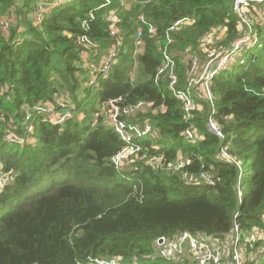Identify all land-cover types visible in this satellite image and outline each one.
I'll list each match as a JSON object with an SVG mask.
<instances>
[{"label":"trees","instance_id":"trees-1","mask_svg":"<svg viewBox=\"0 0 264 264\" xmlns=\"http://www.w3.org/2000/svg\"><path fill=\"white\" fill-rule=\"evenodd\" d=\"M35 1L15 9L12 0H0L1 14L14 20L9 35L0 34V89L5 88L0 111L19 119L23 106L64 95L73 114L62 125L39 120L33 142L23 146L5 143L0 124V173L9 177L0 193V264H84L89 258L197 264L159 258L155 240L189 232L229 245L236 212L243 234L264 228V29L258 28L260 42L245 53L244 63L210 84L225 148L243 166L240 203L239 172L216 156L221 140L206 126L208 106L203 103L187 122L167 78H155L167 51L177 63L178 88H185L187 49L196 50L200 38L218 25L228 30L226 42L240 34L234 0H135L125 7L110 0L102 8L104 0H72L37 26L29 19ZM112 10L120 18L123 44L109 74L90 86L112 48L106 22ZM142 18L157 28L155 36ZM185 18L193 22L169 33ZM85 22L98 51L88 62L78 44ZM140 28L144 49L134 58ZM119 98L122 106L139 101L164 106L162 113L151 110L126 121H150L158 137L139 143L169 163L181 158L190 164L176 172L136 160L116 168L110 160L124 142L105 126L101 107ZM188 128L198 130L197 141L184 138ZM201 172L213 175V186L188 180ZM243 257L245 264H264V243L246 248Z\"/></svg>","mask_w":264,"mask_h":264},{"label":"built area","instance_id":"built-area-1","mask_svg":"<svg viewBox=\"0 0 264 264\" xmlns=\"http://www.w3.org/2000/svg\"><path fill=\"white\" fill-rule=\"evenodd\" d=\"M72 0H36L31 7L29 19L34 25H40L55 8L66 5ZM102 7L110 4V0H104ZM121 7H125L124 0H119ZM264 0H234L232 12L238 22L240 34L233 40L226 42L228 30L222 25L212 28L199 40L198 48L187 49L186 87L178 88L179 79L175 58L167 51L163 52V60L156 74L157 80L165 76L169 82V89L181 103L185 112L186 121L190 122L194 115L203 109V103L208 106L206 126L210 132L221 140V146L217 152V158L222 162H229L238 169V182L236 191L239 202L242 203L243 191L240 180L243 174V166L234 159L225 148V136L215 119L216 106L214 95L211 90V81L219 73L229 69L235 64L244 63V55L260 42L258 28L264 29V13L257 7L263 6ZM1 8V3H0ZM93 18V12H91ZM108 32L112 39V48L104 57L97 72L93 73L89 82L90 86H96L99 78L106 77L116 62L117 55L123 44V37L119 28L120 18L117 10H112L106 17ZM142 22L148 26L149 34L156 35L157 28L142 18ZM192 19L185 18L176 21L169 29L176 32L181 27L191 24ZM14 20L4 16L0 12V34L9 35ZM83 33L79 37L78 44L81 47V56L84 62L98 55L97 46L89 36L87 22L82 25ZM144 31L140 28L135 41L134 58L144 49ZM171 43V40L169 41ZM185 64V63H184ZM5 93V88L0 89V96ZM122 98L107 102L101 107V114L105 126L114 130L124 142L122 149L115 154L110 162L121 168L125 162L146 161L155 168L168 171H180L190 164L189 160L179 158L169 163L164 155L153 154L148 147L142 146L139 140L144 137L156 138L158 131L148 120L143 125L130 124L126 118L145 114L149 111L156 113L164 112V106L155 109L154 102L139 101L132 105L122 106ZM70 101L60 95L53 101L38 102L34 106L26 105L21 109V118L8 117L0 111V124L4 126L3 140L9 145L23 146L33 142L31 134L35 130L36 123L51 122L54 125H62L72 117ZM187 141L195 142L199 138V132L195 128H188L184 133ZM1 169V162H0ZM187 179V176L185 177ZM197 179L188 178L190 181L204 182L214 185L213 175L201 172ZM195 180V181H194ZM9 183V177L0 173V193L4 186ZM238 213L234 214L232 241L229 248L218 245L215 240L199 237L189 232H181L170 236L158 237L154 242L156 254L159 258L171 261L178 258H186L192 255L197 264H245L243 257L246 248L254 250L256 243H264V228H254L245 234L240 231L237 223ZM248 246V247H247ZM257 255L258 253H254ZM84 264H121L118 258H89Z\"/></svg>","mask_w":264,"mask_h":264},{"label":"rangeland","instance_id":"rangeland-1","mask_svg":"<svg viewBox=\"0 0 264 264\" xmlns=\"http://www.w3.org/2000/svg\"><path fill=\"white\" fill-rule=\"evenodd\" d=\"M135 0H124V2H125V4L126 5H130L131 3H133ZM262 9V8H261ZM262 11V13H264V7H263V9L261 10ZM142 52V51H141ZM141 52H138V55L141 53ZM138 55L136 56V58L138 57ZM183 63H185V65L187 66V55H186V53H184L183 54ZM99 107H96V109H98ZM93 115H94V113H93ZM231 241H232V238L230 237V243H231ZM218 245H221L223 248L224 247H226V248H229V246L228 245H223L222 244V242H218ZM186 258H189V259H187L189 262H191L192 260H194V257L192 256V255H188V257H186ZM186 258H184V259H186ZM120 260V259H119ZM120 263H121V260H120Z\"/></svg>","mask_w":264,"mask_h":264},{"label":"crops","instance_id":"crops-1","mask_svg":"<svg viewBox=\"0 0 264 264\" xmlns=\"http://www.w3.org/2000/svg\"><path fill=\"white\" fill-rule=\"evenodd\" d=\"M14 2L13 7H15V9L20 6L25 0H12Z\"/></svg>","mask_w":264,"mask_h":264}]
</instances>
